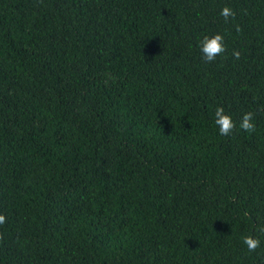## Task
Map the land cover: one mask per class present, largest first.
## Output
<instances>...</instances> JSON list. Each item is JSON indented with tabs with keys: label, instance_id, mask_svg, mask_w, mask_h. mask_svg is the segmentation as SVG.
Segmentation results:
<instances>
[{
	"label": "trees",
	"instance_id": "1",
	"mask_svg": "<svg viewBox=\"0 0 264 264\" xmlns=\"http://www.w3.org/2000/svg\"><path fill=\"white\" fill-rule=\"evenodd\" d=\"M0 214V264H264V0H0Z\"/></svg>",
	"mask_w": 264,
	"mask_h": 264
},
{
	"label": "clouds",
	"instance_id": "2",
	"mask_svg": "<svg viewBox=\"0 0 264 264\" xmlns=\"http://www.w3.org/2000/svg\"><path fill=\"white\" fill-rule=\"evenodd\" d=\"M220 15L223 17L224 21L227 23L230 19H235L236 13L230 7L225 6L222 8ZM227 51L225 46V37L222 34H215L214 36H205L201 42V52L203 54V59L206 62H213L217 56L223 55ZM233 55L239 59L240 53L238 51H233ZM252 112H248L243 115L240 122V129L252 133L255 131V124L253 123ZM215 125L219 129V134L222 136H229L232 134L236 128V124L232 117L225 113L223 107H218L215 110ZM247 215V213H246ZM6 222V217L0 214V225ZM258 232L264 234V225L257 229ZM243 243L247 246L250 252H255L257 248L260 247L261 241L259 238L254 236H245L243 238Z\"/></svg>",
	"mask_w": 264,
	"mask_h": 264
}]
</instances>
